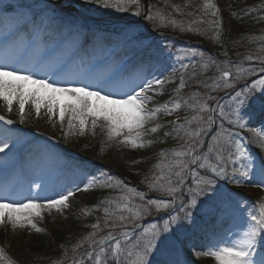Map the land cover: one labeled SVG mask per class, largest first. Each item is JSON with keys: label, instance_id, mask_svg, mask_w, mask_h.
Masks as SVG:
<instances>
[{"label": "rangeland", "instance_id": "1", "mask_svg": "<svg viewBox=\"0 0 264 264\" xmlns=\"http://www.w3.org/2000/svg\"><path fill=\"white\" fill-rule=\"evenodd\" d=\"M188 1L192 0H186L187 3H189ZM196 1L201 5L208 2V0ZM214 1L216 2V9L212 7L205 8L202 13L208 17L200 21H192L189 18L193 11L190 8L187 14L180 16L177 20L174 18V10L178 7L176 5H170L166 15L157 8H149L152 13L159 14V19L163 21L160 30H170L172 33V35L166 36L153 34L152 31H149L150 38L145 36L146 30L144 27L147 25L145 20L140 18L142 15L140 10L139 15H133L130 19L135 20L137 24L124 25L117 23L111 25V27H107L98 20L93 19L95 15L87 14L96 9L94 5L85 6L87 9L85 11L86 16L83 17H86V19L80 18L79 24L81 27L79 28H73L67 24L63 26L62 23L55 21L39 29H33L29 26L13 32L10 23L4 24L3 19H0V52L13 57L22 56L23 62L12 66L21 67L30 73L34 72L37 79H48L52 75L49 69L63 64L65 71L70 73L81 67L89 68L94 83L113 73H119L118 79H132L136 83H139L141 79H144L145 82H151L155 79L164 81L161 85L153 83L154 90L148 92V95L152 98L148 107L166 105L171 114H166L162 110L155 119L149 121L146 125V128L160 125L157 132L149 133L143 137L145 141L151 140L152 144L143 148H132L131 150V153L134 154L132 157L136 162L138 160L144 162L156 157L163 151L168 143L169 134L172 133V128L179 124L184 125L185 136L182 143L176 146L178 147L176 152L183 150L181 146L189 139L188 134L198 131L201 127L206 128V131L200 137L203 143L213 123L206 125L203 121L193 119V117H203L204 121L207 120V116L211 113L202 110V105L207 103L212 108L210 102L213 99L209 100L208 97L220 96L230 92L241 79H248L262 72L261 68H264V63L247 65L241 62L242 66L232 67L220 59L218 60L224 54L221 47L223 43L220 40L221 28L227 22L241 23L253 9H262V12H264V0ZM44 2L39 1L38 3ZM102 10L107 17L112 11L111 9ZM119 12L120 10H117L112 17H117ZM182 37L197 41L203 38V43L210 51L205 50V46L200 47L195 42L180 39ZM89 43L93 44L95 49H88ZM142 47L145 48L144 51ZM252 48L256 49L253 45ZM258 48L260 47L258 46ZM258 48L247 53L245 60L248 61L249 56L252 57L251 60H256L258 56L264 55V49L259 50ZM212 54L216 57L215 59L212 58ZM36 65L39 66L36 67ZM183 65H187V67H182ZM207 65H209L207 68L209 70L203 72L204 66ZM225 70L230 72V78L226 80L221 76ZM187 74L188 76H186ZM57 79L61 84H64L69 80H79L82 77H68L66 79L61 76ZM262 79H264V75L244 85L243 88L252 87L254 82ZM181 80L184 81L183 88L180 87ZM198 81L206 83L205 93L202 96L198 94ZM49 82L51 83L52 80L49 79ZM225 83H231L233 87L226 88ZM254 86L257 91L264 88V85L259 83H255ZM94 90H99V88H94ZM109 90L120 91L121 86L117 83L112 89H106L105 94ZM239 91L241 89H238L235 93ZM235 93L218 104L223 106L225 113L223 117L220 115V108L216 106L217 111L214 113L215 131L209 136L208 142V144L212 143V137L219 136L221 132L227 134L233 140V143L229 146L232 157L226 165L228 178H220L217 183V187L225 194L230 195L233 200L222 201L216 198L213 202L201 203L205 200V197L198 196L196 207L189 209L191 216L188 219L184 218V211L182 210L184 205L182 204L178 206L180 214L175 210L170 211L171 208L161 211L163 213L169 212L162 225L158 224L155 221L156 219H145L146 223L142 228L139 227L140 230L135 227V235L144 234V229L150 228L153 224L162 230L165 221H169L170 216L179 217L175 223H169L168 233L161 232L162 236H168L171 233L174 242L170 244L165 256L156 255V259L178 260L181 264H187L188 260L209 262L213 258L196 256L195 253L206 251L208 246L218 239L223 238L230 241L240 237L246 230L247 223L250 222L249 213H259L258 204L264 202V185L258 186L259 176L254 177L251 173L253 170H259L260 163L249 145L246 144L249 135L247 131L241 133L235 124L230 123V121L235 120V116L230 111ZM60 101L62 104L70 102V97L61 96ZM176 104H179L180 107H175ZM68 114V112H65V118L63 124H61L59 111L55 116H51L42 103L40 115L37 117L32 102L27 100L25 102V118L30 121L31 129L26 130L18 124L20 118L18 101L13 100L12 111L9 112L4 100L0 99V116L13 121L11 125L5 121L0 123V141L7 142L9 145L7 149L0 152V198L6 197L8 203H26L29 198H36L39 202H44L45 198H57L56 193L66 192L76 187L81 189V191H76L69 197L68 207L63 208L61 211L53 209L49 212L45 210L43 219H35L37 226L44 229V231L37 232L30 226L13 229L10 224L5 223L0 225V235H2L1 230H4L6 235L28 232V236L35 240L49 241L56 238L70 240L79 233L81 227H91L92 224L96 223L95 216L99 208L97 207L98 204L114 188H118L117 181L114 178L109 179L110 176L104 177L100 173L90 174L77 161H67L48 151L50 141H59L64 133L75 135L79 123L78 120L72 119L73 127L70 129L69 119L71 116L69 117ZM241 115H244V113H241ZM245 122L247 125L258 127L264 134V125L257 119L248 122V117L245 115ZM6 126L13 127L15 131L6 130ZM165 133H168V135ZM257 140L264 145L262 138L254 136L253 143L257 144ZM236 145H239L243 150L244 154L242 156L236 150ZM199 150L202 153L207 152V146ZM109 152L112 153L108 154H113L114 151L110 150ZM176 152L172 153L170 157V166H173L175 171L171 172V177L168 172L166 176L159 178L156 181L157 183L167 184L170 178L175 177V172L179 171L180 168L173 161L187 159V157L176 156ZM228 154V151L224 153L225 156H228ZM103 161L109 163L117 171L120 178L136 183L135 175L132 173L135 165H127V168H125L110 155L103 156ZM89 165L90 162L86 164V166ZM244 165H248L250 175L242 185L238 186L231 182L233 175H239L233 173L232 169L238 168L243 171ZM191 169H195L198 175L207 174L205 170L197 168L196 165ZM89 180H93V185L89 190L84 191V184L88 183ZM37 185H41V187H37ZM105 185L112 186L107 187ZM194 187L193 178L191 188ZM233 190L242 192L250 198L237 197ZM160 194L159 200L171 201L172 197L168 196L166 191H162ZM188 195L189 203L191 195ZM132 196L134 194L131 193L122 195L120 200L114 203L110 209L109 212L112 213L116 223H120L116 219L119 215L131 217V213L126 210L125 205L133 210L136 209L138 204H135V199ZM156 196L157 194H154L152 199H155ZM236 200L241 202L240 207L244 209L243 218H241V213L232 210L233 203ZM210 203L211 207L209 206ZM22 211L26 212L28 210ZM145 216L142 215V218ZM113 219H110L108 223L111 224ZM138 221H135V224ZM189 223L190 227L184 229V225ZM127 227L132 228V224H127ZM116 229L118 228L109 227V230ZM119 229L122 230V228ZM177 237L179 238L178 241H176ZM78 255L72 256L79 257ZM72 256L64 258L63 255L62 264H70L73 259ZM149 259L153 260L152 254H150ZM260 259L253 252V264H258ZM213 264H215V261Z\"/></svg>", "mask_w": 264, "mask_h": 264}, {"label": "snow or ice", "instance_id": "2", "mask_svg": "<svg viewBox=\"0 0 264 264\" xmlns=\"http://www.w3.org/2000/svg\"><path fill=\"white\" fill-rule=\"evenodd\" d=\"M125 3L138 4L139 0H56V2L46 0V2L40 4H25L21 3L20 0H13V2L5 4L4 0H0V19L10 21L13 32L29 26L33 29H39L55 21L66 23L73 28H79L81 27L79 20L83 16L84 11L87 10L85 8L86 5L99 6L104 9L116 8L123 11L124 9L121 5ZM204 6L205 8L216 7L211 3V0H208ZM6 12L8 15H5ZM136 14L139 15V12ZM146 18L152 21L156 17L149 9ZM248 59L251 60L252 57L249 56ZM22 62V56L13 57L0 52V99L4 100L9 112L12 111L13 100L18 101L21 123L25 119V102L30 100L37 117L40 115L43 103L51 116H55L57 111H59L61 124H63L65 112H70L69 128L73 127L72 119L78 120L81 134L88 128L90 123L93 135H95L94 130L97 124L102 122L100 127L106 130L107 140L117 141L135 149L138 147L143 148L153 143L151 140H143V137L149 133L157 132L160 125L146 128L149 121L155 119L162 110L166 114H171L170 109L166 105L148 107L152 99L148 92L154 90L153 83L155 85L164 83L160 79H155L151 82H145L144 79H141L139 83H136L132 79H118L119 73H113L94 83V78L90 75L89 68L81 67L70 73L65 71L63 64L49 69L52 75L48 79H37L34 72L30 73L21 67L12 66L19 65ZM38 66L36 65V67ZM182 67H187V65ZM261 71L264 72V68H261ZM61 76L66 79L68 77H82V79L69 80V82L61 84L57 79ZM229 76L230 72L228 70L222 72V77L228 78ZM49 79L52 80L51 83ZM117 83L121 86L120 91L109 90L105 94L106 89H112ZM255 83L264 85V79L254 82L252 87L242 88L232 98L233 106L230 107V111L235 116V120L230 121V123L241 129L247 126L245 115L248 117V122L257 119L264 125V88L257 91L254 86ZM224 86L232 88L233 84L225 83ZM180 87H184L183 80H181ZM94 88H99V90H94ZM65 95L70 97V102L62 104L60 97ZM208 99L212 100L215 97L209 96ZM175 107L178 108L180 105L176 104ZM217 107L220 108V115L223 117L225 115L223 106L217 105ZM202 110H206L209 113L214 111L207 103L202 105ZM241 113H244V115H241ZM193 119L201 120L206 125L213 123L211 114L207 116L206 121H204L203 117H193ZM0 121H5L9 125L13 124L12 120H6L4 116H0ZM205 131L206 128L201 127L198 131L189 133V139L181 146L183 150L175 153L176 156L187 157L185 160L173 161L180 168L179 171L175 172L176 186H171V178L167 184H149L151 189L166 191L168 196L173 198L171 201L149 200L146 204L137 205L135 210L125 205L126 210L131 213V217L119 215L116 219L120 223H116L108 208L104 209L105 226L113 229L122 228L123 231L117 234L110 231L106 235L100 236L97 240L95 238L97 235L95 230L100 229L101 225L99 221L91 225L94 231L89 233L85 239L91 244L98 246V251L89 253V256L92 257V264H129V262L130 264H181L178 260L155 258L156 255L165 256L170 244L174 242L171 238V233L168 236H162L161 232L168 233L169 223H175L179 218L178 216H170L169 221H165L162 230L153 224L150 228L144 229V234L139 236L135 235L134 232L135 221L142 219V215L151 214L153 207L156 212H161L171 208L177 199H182L181 187L184 185L186 174L189 173L194 178L195 187L187 189L191 195V200L182 209L185 219L190 218L189 209L196 207L198 196L205 197V200L201 201V203L213 202L216 198L222 201L233 200L230 195L225 194L217 187L220 178H228L226 165L232 157L229 146L233 143V140L227 134L221 132L219 136L212 137V143L207 145V152L202 153L198 150L203 147L200 137ZM165 134L168 135V133ZM8 147L7 142L0 141V152H3ZM236 150L240 152L241 156L244 154L239 145H236ZM226 151L229 152L228 156L224 155ZM160 155L163 156L164 153L161 152ZM190 165H196L197 168L205 170L207 174L198 175L195 169L189 167ZM232 171L239 174L231 177V182L238 186L242 185L250 175L248 165H244L243 171L238 168H233ZM171 174L170 169V177ZM251 175L254 177L259 176L258 186L264 185V162L261 163L259 170H253ZM109 179L113 178L109 177ZM156 179L159 180V177ZM119 183H122V181H118ZM92 185L93 180H89L88 183L84 184L83 190H89ZM105 186L111 187L112 185ZM37 187H41V185H37ZM76 191H81V189L76 187L66 192L56 193L57 198H45L44 202H39L36 198H29L26 203H8L6 197L0 198V225L8 223L13 229L30 226L37 232H42L44 229L37 226L35 219H43L45 210L49 212L53 209L61 211L63 208L68 207V199ZM128 191L134 192L137 196L143 198L144 194L136 192L134 188H130ZM240 203L238 200L234 201L232 210L241 213V218H243L244 209L240 207ZM209 206H212L211 203ZM258 207V214L249 213L250 222L247 223V228L240 237L230 241H226L223 238L218 239L215 243L210 244L206 251L197 252L195 255L211 257L215 264H253V249L258 239H264V202L259 203ZM25 209L28 211H22ZM110 219H113L111 224L108 223ZM127 224H132V228H128ZM178 239L177 237L176 241ZM122 241L124 242L123 245ZM109 254L111 259H109ZM150 254L153 255V260L149 259ZM133 257L134 259H132ZM3 258V251L0 250V259ZM53 264H60V262L53 261ZM258 264H264V257L260 259Z\"/></svg>", "mask_w": 264, "mask_h": 264}, {"label": "trees", "instance_id": "3", "mask_svg": "<svg viewBox=\"0 0 264 264\" xmlns=\"http://www.w3.org/2000/svg\"><path fill=\"white\" fill-rule=\"evenodd\" d=\"M159 3L166 2L167 0H157ZM178 1V0H174ZM186 7L184 8V10ZM167 7H165V11ZM177 12H182L183 9L176 10ZM264 16L261 11H256L251 13V15L242 23L228 22L225 28L221 30V38L224 45H226L227 57L234 62L238 58H241L247 53L256 50V45H262L263 35L259 30L264 26ZM200 21V19H199ZM203 40V39H201ZM252 45L256 48L253 49ZM251 49L249 50V48ZM264 48V45L261 46ZM238 55V57H237ZM91 125V124H90ZM180 131L174 132L168 138V144L165 147L163 153L164 155H159L153 159L147 160L146 162L135 161L132 157L131 151L127 150L125 146L118 142H112L109 144L111 148H114L113 154H107L113 156L119 163H121L125 168L127 165H135L133 173L138 180V184L135 186L143 187V190L150 191L149 184L154 178L158 177L163 171H168L169 168L174 169L170 166V155L172 151L181 142L179 140ZM91 142L88 138H80L65 144L72 147L80 155L86 157H91L92 159L99 158V152H97L98 146L94 144H89ZM120 148V149H118ZM112 153V152H108ZM259 153H261L259 151ZM95 156V157H94ZM262 162H264V157H261ZM101 169L107 171L108 173H113L112 169L108 165H101L97 163V159L94 160L93 169ZM187 175V174H186ZM142 176H148L150 178L147 183H140ZM142 182V180H141ZM111 206V204H110ZM107 208L106 203L101 206L97 214V221H99L101 227L97 232L96 239L98 240L100 236L106 235L107 226H105V212L104 209ZM153 210V209H152ZM160 221V220H159ZM92 227H81L79 233L71 240H66L64 238H56L49 241L35 240L30 238L26 232L15 233L6 235L2 232L0 235V250L3 251V259H0V264H53V261H58L60 264L63 262V253L67 256H71L74 252H78L80 249L91 247L89 241L85 239L89 233L93 232ZM109 259L111 256L109 254ZM91 264V263H87ZM130 264V262H129Z\"/></svg>", "mask_w": 264, "mask_h": 264}, {"label": "bare ground", "instance_id": "4", "mask_svg": "<svg viewBox=\"0 0 264 264\" xmlns=\"http://www.w3.org/2000/svg\"><path fill=\"white\" fill-rule=\"evenodd\" d=\"M87 47L90 50L95 49V46L93 44H91V43H89ZM96 66H97V64H96Z\"/></svg>", "mask_w": 264, "mask_h": 264}]
</instances>
